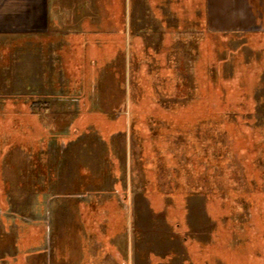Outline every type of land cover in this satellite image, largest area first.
<instances>
[{"label": "rangeland", "instance_id": "1", "mask_svg": "<svg viewBox=\"0 0 264 264\" xmlns=\"http://www.w3.org/2000/svg\"><path fill=\"white\" fill-rule=\"evenodd\" d=\"M136 6L0 35V264H264V0Z\"/></svg>", "mask_w": 264, "mask_h": 264}, {"label": "crops", "instance_id": "2", "mask_svg": "<svg viewBox=\"0 0 264 264\" xmlns=\"http://www.w3.org/2000/svg\"><path fill=\"white\" fill-rule=\"evenodd\" d=\"M141 1L156 4L161 0ZM107 2H123L127 6L122 9L121 15L106 18L103 12ZM137 2L138 0H0V35H31L40 38L52 34L65 37L69 35L71 37L65 39L71 40L70 45L74 47L76 43L73 44V38L77 36L75 39H82V47H86L88 44H84L85 35L96 36L97 40L98 36L106 34H136ZM107 19H112L116 25L112 30L105 27ZM79 45L76 44V47Z\"/></svg>", "mask_w": 264, "mask_h": 264}]
</instances>
